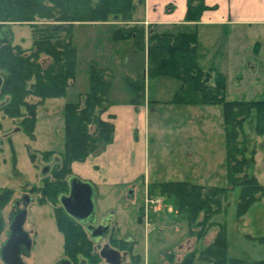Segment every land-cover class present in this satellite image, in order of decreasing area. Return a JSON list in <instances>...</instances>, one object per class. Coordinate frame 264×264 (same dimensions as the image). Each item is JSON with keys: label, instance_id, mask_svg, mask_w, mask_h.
Masks as SVG:
<instances>
[{"label": "trees", "instance_id": "16d2710c", "mask_svg": "<svg viewBox=\"0 0 264 264\" xmlns=\"http://www.w3.org/2000/svg\"><path fill=\"white\" fill-rule=\"evenodd\" d=\"M185 22H197L208 6L204 0H186ZM143 0H0V111L15 120L19 130L33 140L38 112L48 98H60L72 85L76 70V47L72 42L75 23H121L112 30V37L131 45L144 57L146 72L139 77H126L136 106L144 103L145 76L148 80L169 77L179 81L169 104L220 105L224 131L226 185L206 186L188 180L154 181L147 184V194L172 200L175 216L187 223L188 235L198 242L213 224L212 217L225 210L224 201L238 189L236 215L240 219L260 200L263 187L249 172L254 164V150L249 148L244 123L256 134L264 135V100H228L224 74L215 67L198 65V38L195 30L177 27L158 30L146 28L135 19ZM13 24H27L31 30V45L23 48L13 42ZM45 57V62L42 58ZM145 73V74H144ZM112 71L91 64L88 90L76 101L62 107V150L40 152L28 148L32 162L39 156L51 162L49 173L42 176L39 203H58L59 194L68 191L71 163L83 162L98 154L114 138V124L104 118L111 101ZM35 100H30V97ZM148 102L154 101L147 97ZM108 118H112L108 115ZM12 191L0 187V207ZM58 230L63 234L64 253L72 263L99 264L101 261L94 241L84 224L78 223L58 204L54 208ZM138 221L140 214H138ZM3 225L0 219V232ZM264 240V237H260ZM118 249L133 250V242L110 239ZM132 254V253H131ZM1 260V259H0ZM122 264H144L138 253ZM145 264H264V260L248 262L227 255L226 231L217 223L213 239L199 249L187 250L179 259L173 252H164L160 261Z\"/></svg>", "mask_w": 264, "mask_h": 264}, {"label": "rangeland", "instance_id": "374dc122", "mask_svg": "<svg viewBox=\"0 0 264 264\" xmlns=\"http://www.w3.org/2000/svg\"><path fill=\"white\" fill-rule=\"evenodd\" d=\"M119 25L121 23L114 19L104 24L73 25L72 42L76 47L75 78L64 96L48 98L40 107L34 131L35 139L27 138L19 130L18 122L4 116L0 111V187L12 191L9 201L0 207L3 225L0 242L9 230V221L15 210L14 202L24 193L27 194L31 197V202L26 206L27 215L23 229L29 234L32 245L30 250L23 252L26 264H54L65 256L63 234L57 228L54 215V208L59 201L54 204L48 201L40 204V192L32 190L33 186H42L41 168L46 164L51 165V162L42 160L39 156L32 162L28 148L37 152L54 150L58 153L62 150L63 104L78 100L79 93L88 90L91 64L106 66L112 71V88L117 95H113V98H121L124 88L130 93L125 72H132L131 63L126 62L133 47L129 45L128 48L125 42L113 39L112 30ZM12 31L14 43L23 48L30 47L31 30L27 24H13ZM200 36L202 42L210 44L207 50H203L208 53L211 64L225 72L223 74L228 90L226 98L264 100V40L261 39L258 44L255 39H245L244 47L241 45L237 49L240 55L233 58L236 61L235 68L229 70L230 59L225 57V49L213 47V44H217L216 39H204L202 33ZM133 50L142 56L139 59V77L146 72V56L143 57L137 50ZM251 52L253 54L250 55ZM45 60L43 57L42 61ZM163 80L169 82L164 84ZM159 81L162 82L163 93L158 98L167 101L157 106L155 111H152L155 106L150 105L140 123L145 143L142 155L145 177L137 179L131 187L125 183L114 186L94 185L96 221L111 213L110 236L112 239H130L133 242L131 253H138L144 264L160 261L164 252H173L179 259L189 249L195 247L200 250L213 239L217 223L225 225L229 257L243 258L248 262L264 260V240L260 239L264 237V135L256 134L247 122L244 123V131L249 140V148L254 150V164L249 172L258 178L263 187L260 200L238 219L235 204L238 189L230 192L224 201L225 210L212 217L213 224L198 242L189 237L186 221L175 216L172 200L169 198L161 196V208L152 215L153 219H150L148 227L145 225L140 209L148 183L177 180H188L206 186H224L227 183L221 106H170L168 100L171 93L168 90L171 85H179V81L169 77L148 80L145 76V94L157 96L156 86ZM29 99L35 100V97L31 96ZM135 132L139 134V130ZM130 188L132 192H128ZM0 264H3L1 260Z\"/></svg>", "mask_w": 264, "mask_h": 264}, {"label": "crops", "instance_id": "0c3cea01", "mask_svg": "<svg viewBox=\"0 0 264 264\" xmlns=\"http://www.w3.org/2000/svg\"><path fill=\"white\" fill-rule=\"evenodd\" d=\"M204 3L208 7L203 10L197 22L184 21L187 9L186 0H143L137 7L134 16L136 20L142 22L145 28L148 25H156L158 30L162 31L165 29L175 30L177 27L184 26L195 30L199 43L197 62L204 69L215 66L211 64L208 53L203 50V48L207 50L210 44L202 42L200 33L204 39L205 37L216 39L217 44H213V47L225 49V57L230 59L229 70H232L236 65L233 58L236 59L240 55L237 49L241 45L242 48L244 47L245 39H255L256 43H260L261 39L264 40V0H204ZM104 23L108 22L93 24ZM77 24L79 23L74 25ZM127 45L129 48V44ZM251 54L253 53L251 52ZM137 55L138 53L132 49L126 62L127 64L131 63L132 72L126 71V77H137L141 67L139 59L142 58L140 54ZM136 62H138L137 65ZM101 67L107 68L106 66ZM159 78L163 79L164 77ZM162 82L165 84L169 81L163 80ZM162 82L159 81L156 86L157 96L151 97L150 93L145 94L144 103L138 106L131 102L132 90L128 89L129 93L126 88L123 89L121 98H113V95L114 97L117 95L111 83L109 91L111 105L104 114V118L113 122L114 138L100 153L89 155L83 162H72V174L88 180L96 186H114L125 183L126 186L131 187L134 186L137 179L145 177V169L142 166L145 143L140 123L143 114L146 113L150 105L155 106L152 108V111H155L157 106L167 101L158 98L163 93ZM178 86V83L174 87L170 86L168 91L171 95ZM227 91L226 85V97ZM81 93L84 92L79 94ZM147 97L154 102H148ZM170 106H175V104H170ZM108 115H111L112 118H108ZM135 130H139V134H135ZM132 191L131 188L128 189V192Z\"/></svg>", "mask_w": 264, "mask_h": 264}, {"label": "water", "instance_id": "95a60500", "mask_svg": "<svg viewBox=\"0 0 264 264\" xmlns=\"http://www.w3.org/2000/svg\"><path fill=\"white\" fill-rule=\"evenodd\" d=\"M49 169L50 165H43L40 174L44 176ZM67 182L68 193H62L58 196L59 203L64 211L78 223L85 225L91 239L98 241L106 237L110 230V224L94 225L96 216L94 204L95 187L93 183L74 174L69 176ZM24 204H27V200ZM25 218L26 210H18L10 222L7 239L0 247V259L5 264H26L20 254V243L18 242L21 239L26 244V247H30V239L27 232L23 229ZM99 253L108 263L118 264L120 252L117 249L104 245ZM54 264L73 263L67 257H61Z\"/></svg>", "mask_w": 264, "mask_h": 264}, {"label": "flooded vegetation", "instance_id": "af4514ba", "mask_svg": "<svg viewBox=\"0 0 264 264\" xmlns=\"http://www.w3.org/2000/svg\"><path fill=\"white\" fill-rule=\"evenodd\" d=\"M67 193H68V191L65 194H67ZM16 200L17 201L14 202L15 210H14L13 218L16 215V212L18 210H26V206L31 202V197H29L27 194L24 193L21 196L20 199H16ZM26 200H27V204L25 205L24 202ZM26 215H27V210H26ZM12 219L9 221V223L12 221ZM106 223L110 224V230H109L108 235L106 237L98 240V241H95V240L92 239L94 241V245L97 247L98 253H99L100 249L104 245H108L109 247L114 248V246L111 245V241H110V238H111L110 231L112 230L111 214L108 213L107 215H104V216L100 217L98 221L95 220L94 225L106 224ZM7 234H8V230L5 232V235H4L3 239H2V241L0 242V247L3 244V242L7 239ZM88 234H89V237H90V233L89 232H88ZM28 237L30 239V247L29 248L26 247V244L23 242V240L20 239L18 241L20 243V254H21L22 258H23V252L26 251V250H30L31 245H32V240H31L29 234H28ZM126 240H130V239H126ZM115 249H116V247H115ZM117 250L120 252L118 264H122L124 262H128V261H130L132 259V254L129 253L128 250H126V249H118V248H117ZM99 255H100V253H99ZM62 257H65V256H62ZM100 258L102 259V261H100L99 264H110L104 259V257H101V255H100ZM1 261L3 262V264H5L3 260H1ZM73 264H75V263H73ZM77 264H84V263L79 262Z\"/></svg>", "mask_w": 264, "mask_h": 264}, {"label": "built area", "instance_id": "2783aa9c", "mask_svg": "<svg viewBox=\"0 0 264 264\" xmlns=\"http://www.w3.org/2000/svg\"><path fill=\"white\" fill-rule=\"evenodd\" d=\"M162 200L163 199L161 196H157V195L150 196L146 192L145 198L143 200V204L141 205V214L143 221L147 227L151 223L150 219L152 215L157 213L158 209L161 208Z\"/></svg>", "mask_w": 264, "mask_h": 264}]
</instances>
